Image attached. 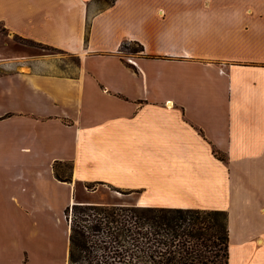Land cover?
Segmentation results:
<instances>
[{
    "label": "crops",
    "instance_id": "crops-1",
    "mask_svg": "<svg viewBox=\"0 0 264 264\" xmlns=\"http://www.w3.org/2000/svg\"><path fill=\"white\" fill-rule=\"evenodd\" d=\"M103 1L0 0L10 33L77 57H0V264H68V222L60 251L44 223L78 183L225 210L229 264H264V0Z\"/></svg>",
    "mask_w": 264,
    "mask_h": 264
},
{
    "label": "trees",
    "instance_id": "trees-1",
    "mask_svg": "<svg viewBox=\"0 0 264 264\" xmlns=\"http://www.w3.org/2000/svg\"><path fill=\"white\" fill-rule=\"evenodd\" d=\"M122 47L143 50L138 42ZM65 216L70 264H229L222 209L75 201Z\"/></svg>",
    "mask_w": 264,
    "mask_h": 264
},
{
    "label": "rangeland",
    "instance_id": "rangeland-1",
    "mask_svg": "<svg viewBox=\"0 0 264 264\" xmlns=\"http://www.w3.org/2000/svg\"><path fill=\"white\" fill-rule=\"evenodd\" d=\"M111 0H105L103 1V5L109 4ZM136 45L130 44V47H135ZM128 49L125 47H122V51H127ZM129 51V50H128ZM41 53V52H49L57 57L61 58L62 60H59V70H63L64 72H71L73 70L74 65L77 63V57L75 55H66L61 51H58L55 48H51L45 45L38 44L32 40L29 39H23L22 37L18 35H14L10 33L1 23H0V57L3 56H19L22 53ZM69 164L62 163L58 166H56V172L57 174H60L62 176L68 175L69 173ZM96 191V192H95ZM139 193H128L127 191L119 190L113 187H110L109 185H98L95 183H78L75 189V199L78 201H85V200H96V201H104V202H125V203H134L138 199ZM66 208V207H65ZM53 211V218L54 220L50 221L47 224L44 223L45 227L47 229V233H49V230L52 231L51 233L54 235L53 239L55 240V243H52L51 245L54 246L52 250L54 251H60L64 245V231L67 227V219L65 214V209L63 210L61 220L57 218V214H55ZM10 215V213H7V218ZM23 233L24 234H33V231L35 233V230L38 229L39 226L34 225L30 217H23ZM49 228V229H48ZM31 230V231H30ZM29 232V233H28ZM31 240L27 241L25 243V246L27 247L24 251V263L28 260V253H30L32 250V245H34ZM47 243L46 242H39V250L42 249V246ZM36 250V249H35ZM55 260L56 258H49L46 259L48 261ZM41 260V259H38ZM68 264H70L68 262ZM80 264V263H79ZM84 264V263H82Z\"/></svg>",
    "mask_w": 264,
    "mask_h": 264
}]
</instances>
